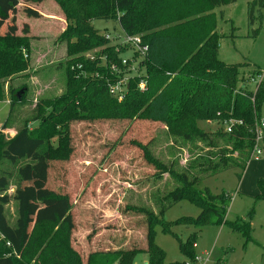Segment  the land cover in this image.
Wrapping results in <instances>:
<instances>
[{"label": "trees", "instance_id": "obj_1", "mask_svg": "<svg viewBox=\"0 0 264 264\" xmlns=\"http://www.w3.org/2000/svg\"><path fill=\"white\" fill-rule=\"evenodd\" d=\"M59 1L65 7L68 21L61 37L72 43L68 54L74 56L66 66V89L58 97L37 100L34 116L26 119L13 137L6 139L5 129L13 122L17 107L25 102L28 90L26 86H10V111L0 131V162H26L25 165L46 167L50 163L66 162L74 152L70 124L96 120L165 124L176 143L189 146L190 158L183 168L176 169L174 163L167 165L151 155L152 139L131 140L153 176L169 173L176 186L159 199L158 211L138 208L146 227L145 247L97 250L89 252L85 259L73 245L76 222L70 195L55 191L44 194L41 199L57 204L59 211L51 212L54 209L51 206L45 211L48 214L36 218L31 214L29 196L18 195L16 220L11 223L6 207L12 198L7 193L9 174L6 170L0 171V264H131L139 251L148 253L149 264H161L164 253L154 242L153 226L159 223L166 232L169 223L163 213L181 199L200 206L196 223L226 224L233 232L250 240L249 221L226 218L231 195L200 187L206 178L228 169L246 168L256 142V126L262 119L263 81L251 90L246 83L250 73L245 74L239 65L218 57L220 37L216 34L214 9L238 0ZM257 3L264 5V0L250 2V17ZM16 4V0H0V101L5 97L1 79L25 70L29 56L28 37L17 36L16 26L9 21ZM30 14L37 15V12L29 10ZM97 19L113 20L124 34L140 35L147 50L144 54L131 51L126 58L128 64H122L130 46L112 43L101 35L93 25ZM96 47L100 50L95 52L93 60L83 55ZM102 56H107V64L101 62ZM130 57L138 61L135 70L131 68ZM111 63L117 65L116 71H111ZM77 64L82 67L77 68ZM255 72L258 74L260 70ZM124 76L129 77L128 86L119 100L110 93L109 82ZM142 81L144 89L140 88ZM50 120L61 124L58 131L65 139L64 155L50 153L48 133L41 128V124ZM201 121L215 123L218 127L205 130L199 125ZM20 169L19 192L27 166ZM258 185L259 198L264 199V179H259ZM180 247L191 259L195 258L193 238ZM100 256L110 258L95 263Z\"/></svg>", "mask_w": 264, "mask_h": 264}, {"label": "rangeland", "instance_id": "obj_2", "mask_svg": "<svg viewBox=\"0 0 264 264\" xmlns=\"http://www.w3.org/2000/svg\"><path fill=\"white\" fill-rule=\"evenodd\" d=\"M251 1L238 0L217 7L214 12L216 34L220 37L219 59L239 65L245 74L254 72L252 74L256 75L255 71H264V5L257 3L250 17ZM16 2L15 13L11 14L9 21L16 26L17 36L28 37L29 56L25 70L1 79L5 97L0 101V127L10 111V86H26L28 90L25 102L17 107L13 122L5 129L6 139L13 137L24 121L34 116L37 100L63 94L67 62L74 57L68 54L72 43L61 37L68 21L65 7L59 0ZM29 10L36 11L37 15H29ZM93 25L104 36L121 34L119 24L113 20L97 19ZM113 40L117 41V36ZM99 50L96 47L83 55ZM128 55L130 52L125 56ZM249 86L254 91L257 85ZM54 123L55 120H50L41 124V128L48 133L50 153L64 155L65 139L58 131L61 124ZM199 125L205 130L218 127L207 121H201ZM70 128L74 152L66 162L50 163L46 167L1 160L0 171L6 170L9 174L7 193L12 198L6 207L10 222L16 220L18 195L29 196L31 214L36 218L48 214L45 211L51 206L54 208L51 212L59 211L57 204L41 199L44 194L51 191L67 193L73 203L72 213L76 222L73 245L83 259L89 252L97 250L145 247L146 227L138 208L158 211L159 199L168 194L176 183L169 173L153 176V171L142 161L139 149L130 141L152 139L151 155L167 165L174 163L176 169L183 168L190 158L189 146L176 143L168 134L166 125L161 123L138 120L75 121ZM262 146L264 149V143ZM25 166L22 191L19 192L18 168ZM239 174L241 177H238ZM260 177H264V159L256 161L252 158L246 169H228L206 178L200 184V187H209L213 193L225 191L231 195L226 218L249 221L252 226L250 240L233 232L226 224L196 223L201 213L200 206L181 199L163 213V218L169 223L166 232L159 223L153 226L154 242L164 253L161 264H264V199L259 198ZM190 238L194 239V259L180 247ZM105 258L110 257L100 256L95 263ZM149 262L148 253L139 251L131 264Z\"/></svg>", "mask_w": 264, "mask_h": 264}, {"label": "built area", "instance_id": "obj_3", "mask_svg": "<svg viewBox=\"0 0 264 264\" xmlns=\"http://www.w3.org/2000/svg\"><path fill=\"white\" fill-rule=\"evenodd\" d=\"M117 36L118 40H113L114 37ZM114 37H110L109 34L105 35V38L110 40L112 39V43H117V44H128L130 46L129 52L131 53L134 52L135 50H138V52H140V54H144L145 51L147 50V46L142 45V39L140 35H127L124 34L121 31V34L118 33L116 34ZM117 50H119V48H117ZM25 56H27V54L25 53ZM85 57L87 59L93 60L96 57V53L93 52L92 54H86ZM127 57L125 56L124 59H122V64H128V61L126 59ZM131 63L132 65H136V66H132L131 68L135 70V68L137 67L138 61L135 60V58L130 57ZM101 62H103L104 64H107L108 62V58L107 56H102L101 57ZM82 65L81 64H77V68H81ZM111 71H116L117 70V65L114 63H111ZM95 76H98V74L96 73ZM128 76H124L121 77L120 79H118L116 82H109V91L112 95L116 96L119 100H121L124 95H125V91H126V87L128 86ZM264 80V71H260L258 74L256 75H249L248 79L246 80V83L248 85L250 84H260L262 81ZM145 87V83L142 81L140 83V88L144 89ZM8 101V100H7ZM9 102V101H8ZM227 128V127H225ZM2 130V127H0V131ZM228 130H230L228 128ZM262 143H264V120L261 119L258 122V125L256 126V142L254 145V149L252 152V156L251 159H255V160H261L264 159V149L262 146ZM9 245V243H7ZM197 258V257H196ZM189 264V263H187Z\"/></svg>", "mask_w": 264, "mask_h": 264}, {"label": "crops", "instance_id": "obj_4", "mask_svg": "<svg viewBox=\"0 0 264 264\" xmlns=\"http://www.w3.org/2000/svg\"><path fill=\"white\" fill-rule=\"evenodd\" d=\"M261 117H262V119L264 120V102H263V105H262V109H261ZM261 160H263V159H261ZM257 161V160H256ZM258 161H260V160H258ZM250 162V161H249ZM248 162V163H249ZM248 165V164H247ZM247 167V166H246ZM246 169V168H245ZM259 175V174H258ZM264 179V177H260L259 179Z\"/></svg>", "mask_w": 264, "mask_h": 264}]
</instances>
